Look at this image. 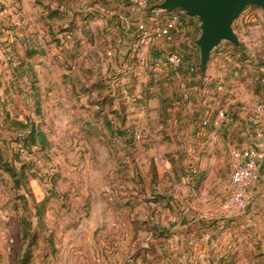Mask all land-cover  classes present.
Returning a JSON list of instances; mask_svg holds the SVG:
<instances>
[{
    "label": "rangeland",
    "instance_id": "rangeland-1",
    "mask_svg": "<svg viewBox=\"0 0 264 264\" xmlns=\"http://www.w3.org/2000/svg\"><path fill=\"white\" fill-rule=\"evenodd\" d=\"M89 15L80 18L90 19ZM247 15L264 17V9L249 5L239 18L244 21ZM94 20L87 22L93 26L92 34L85 39L84 23L75 20L78 38L73 39L61 31L63 22L49 27L37 17L40 24L24 35L29 47L42 52L30 60V66L19 70V60L15 70L10 66L11 52L7 50L11 46L24 58L26 46L16 40L11 45L0 40V153L18 170L25 163L17 176L18 183L0 162V264H19L25 251H30L29 264H67L65 261L71 262L74 255L89 258L95 247L102 253L95 246L99 240H126V227L121 223L126 218L132 222L134 240L140 245L146 241L142 249L151 243L156 246L158 257L153 260L155 253H147L152 257L146 256V264H175L172 255L177 251L174 244L178 238L168 231L173 222L169 210L179 198L169 196L173 187L168 170L172 159H180L183 165L181 153L185 149L184 137L175 131L207 115L204 97H212L210 103L215 105L223 91L229 95L228 89L236 80L234 72L248 69V46L242 39L250 32L247 27L241 32L239 48L229 41L222 42L219 49L232 46L234 52L226 58V64L221 61L218 75L208 78L206 74L203 79L198 63L193 70L187 68V48L198 47L197 41L182 40L180 52L185 62L172 73L164 60L174 42L160 38L138 46L133 35L132 42L118 47L108 32L117 24ZM1 28L7 29V25ZM62 45L68 46L58 54L56 49ZM110 46L114 49L111 56L107 54ZM141 51L145 52L144 60L139 57ZM124 57L129 63L127 71L120 67L124 60H119ZM241 57V66H235ZM56 59L66 60L67 65L58 68L56 62H51ZM115 61L119 70L110 66ZM60 78L65 86L57 83ZM72 95L78 97L77 103L62 98ZM37 100L40 112L36 111ZM211 108L210 112L218 111ZM6 112L11 118L34 121L45 132L48 145L23 150L16 141L18 133L7 129L10 118H6ZM199 126H206L203 118ZM157 195L163 198L156 201ZM42 203L43 226L35 217ZM122 204L136 209L126 214L120 209ZM114 207L116 212H112ZM23 219L32 221L25 242ZM207 219L209 237L199 241L207 250L201 264H264L261 231L252 234L255 237L250 241L246 239L249 233L242 230V240L237 237V242L230 240L229 244L223 229H218L222 217L210 211Z\"/></svg>",
    "mask_w": 264,
    "mask_h": 264
},
{
    "label": "crops",
    "instance_id": "crops-1",
    "mask_svg": "<svg viewBox=\"0 0 264 264\" xmlns=\"http://www.w3.org/2000/svg\"><path fill=\"white\" fill-rule=\"evenodd\" d=\"M31 1H0V40H7L8 45L16 40L19 44L23 42L26 46L25 49L28 48V40L25 39V35H28L30 30L40 24L37 23L39 21L36 22L37 17H42L40 22L49 23V27L50 25L56 27L53 25L54 22H59V25L63 22L64 27L68 26V22L73 21L76 23L75 20L80 23L83 22L85 32L82 38L85 39L86 35L90 36L92 34L90 26H93L91 21L89 25L87 22L95 19L97 22L104 23L106 21L111 23V26H114V23L117 24L114 29L107 28L108 32L113 34L111 38L120 47L132 42L136 29L135 21L143 18L142 13L132 9V0H70L71 2L69 0H39L40 3L36 5L32 4ZM41 3H43V6H41ZM55 8L63 11L66 15L65 18L59 15L60 12L55 13L53 11ZM121 12L130 16L120 19L118 15ZM80 15H89L88 17L91 18L82 20ZM233 24L240 39L241 32L247 31L246 27L250 32L242 39L248 46L246 49L248 55L245 60V67H248V69L243 73L241 71L234 72L233 79L236 80H233L235 82L228 89L230 93L225 96L227 93L223 91L219 104L212 105L210 102L213 98L204 97L203 101L207 105V115L198 116L197 120L193 121L197 124L192 123L190 126L183 128L184 130L177 127V131H175L185 139V149L181 153L184 155L182 161L184 173L176 174L172 170L171 163H169L171 169L168 170V178L173 187L169 196L175 200L179 198L177 205L172 202V210H169L170 213L172 212L171 219L173 222L171 223L172 228L168 231H173L175 237L178 238L177 243L174 244V250L177 251H174L172 255L175 264H201L200 261L204 260L207 250H205L206 248L203 249L199 241L202 242L207 236L209 237L210 228H207L206 221L210 211H214L215 215L222 217L218 229H223V234L226 239L228 238L229 244L230 240L237 242V237L238 240H242L243 237L240 234L242 230L249 233L250 237L247 238L246 235L245 237L250 241V238L255 237L252 234H255L258 230L264 235V17H257L252 22L246 19L243 21V18H239ZM6 25L7 29L1 28ZM44 27L46 28V26ZM65 32L73 39L78 38L77 25L74 27V32ZM199 33L200 19L195 16L185 23L179 41L174 43L182 48V40H188V43L195 42ZM67 46H59L56 49L58 54L63 53L62 50L66 49ZM35 48L37 49V47ZM197 50L198 47L187 48L189 55L187 68L192 70L195 68L196 63L199 64L200 57ZM7 51L11 52V55H8L12 59L16 58L19 52L18 50L17 52L16 50L12 51L11 46L8 47ZM120 51L123 52L121 48ZM216 51L217 49L212 52L208 64V78L209 76L218 75L220 72L218 67L221 61L224 60L222 62L226 64L225 60L228 58L219 56ZM239 51L238 56L242 54L241 50ZM41 52L42 50L38 49V53L34 57ZM12 55L14 57H11ZM12 59L10 60V66L15 70L18 58L14 59L13 62ZM119 61H123L120 66L122 67L121 70L127 71L129 63L125 61V57ZM51 62H56L58 68L67 65L66 60L56 59V61ZM241 63L242 57L241 60L235 63V66H241ZM110 64L112 69H120L116 65V61ZM168 69V72H174L173 66L170 65ZM57 83L65 86L62 78L57 79ZM62 98L66 102L73 101L77 103L79 101L78 97L73 95L68 98L62 96ZM221 101L222 106H220ZM211 107H213V110L217 108L218 111L210 112ZM221 112L224 113L223 116L220 115ZM201 118L207 119L205 127L199 126ZM249 147L255 148L259 154L260 177L247 190L246 207L237 212H229L225 209L224 202L231 189L232 151L236 148ZM198 179L201 183L199 189L195 187ZM223 182H228V184L224 185ZM116 209L112 212H116ZM120 209L128 214L133 212L136 207L131 208L121 205ZM121 223L127 231L125 241H121V237H118L119 241L107 240L105 242V240H99L95 246L99 247L102 253H99L95 247V249H92L93 254L89 258L74 255L71 262L68 260L65 262L67 264H82V262L84 264H146L145 258L135 253L139 246L147 245L146 241L140 245L134 240L135 232L129 218L122 220ZM180 236L182 239H180ZM181 242H184L183 245H181Z\"/></svg>",
    "mask_w": 264,
    "mask_h": 264
},
{
    "label": "built area",
    "instance_id": "built-area-1",
    "mask_svg": "<svg viewBox=\"0 0 264 264\" xmlns=\"http://www.w3.org/2000/svg\"><path fill=\"white\" fill-rule=\"evenodd\" d=\"M161 1L132 0V9L139 11L143 15V18L135 21V39L138 46L147 44L150 40L160 38L166 39L169 43L175 42L182 34L185 23L195 17L180 9L179 11L177 9L172 11L151 9L155 3L157 4ZM129 16L123 12L118 15L120 19L128 18ZM159 17H163V22ZM245 19L254 21L255 17L247 15ZM230 47L232 46L222 49L217 48L216 52L219 56L229 57L233 51ZM113 52L114 49L110 46L107 54L111 56ZM139 57L140 59L142 58L141 60H144L145 52L141 51ZM164 61L168 62L174 69L181 68L185 61L180 52V47L176 44L173 47L171 46ZM220 115L223 116L224 113L221 112ZM204 123H207V119H204ZM258 160L259 154L253 147L236 148L232 151L233 172L231 176V189L224 202V207L227 211L237 212L246 207L247 190L260 177Z\"/></svg>",
    "mask_w": 264,
    "mask_h": 264
},
{
    "label": "water",
    "instance_id": "water-1",
    "mask_svg": "<svg viewBox=\"0 0 264 264\" xmlns=\"http://www.w3.org/2000/svg\"><path fill=\"white\" fill-rule=\"evenodd\" d=\"M249 5L264 9V0H163L151 9H180L200 19L197 45L200 75L204 79L214 49L224 41L242 44L233 23Z\"/></svg>",
    "mask_w": 264,
    "mask_h": 264
},
{
    "label": "trees",
    "instance_id": "trees-1",
    "mask_svg": "<svg viewBox=\"0 0 264 264\" xmlns=\"http://www.w3.org/2000/svg\"><path fill=\"white\" fill-rule=\"evenodd\" d=\"M258 8H261L258 6ZM55 13H59L61 10L59 9H54L53 10ZM57 11V12H56ZM177 11H179V9H177ZM62 12V11H61ZM63 15V13H61ZM70 26L68 27H61V31H69L72 32L71 28L74 29L75 27V23L74 22H70ZM72 26V27H71ZM237 48H239L240 46L236 45ZM38 53V49H36L35 47H28L25 49V56L26 57H20L19 54L17 55L16 58H18L19 60V65H18V69L19 70L21 67L23 68L24 66H30L29 65V60L31 58H33L36 54ZM161 102H164V99H161ZM37 103V112H40V102L39 100L36 101ZM164 106V104H163ZM6 118L9 119V123L7 125V129H9L12 132L18 133L17 135V143L20 144V147L23 150H27L29 149L30 151L33 150V148H44L48 145V139L47 136L45 134V132L39 128V125L35 124L34 121H32L31 119H29L28 117L25 120H21L18 118H11L9 117V113L6 112ZM110 126L112 127V125L110 124ZM0 162L3 166V168L12 176L15 178L16 182L19 183V180L17 178L18 174L23 172V168L25 166V163L22 162V167L18 170L17 167H15L11 162L9 161H5L0 153ZM181 161L180 159H172V170L176 173V174H183V170H182V166H181ZM154 178H156V180H158L157 178V174L154 176ZM200 179V178H199ZM196 182L195 187L197 189H199L200 187V181ZM163 198V196L161 195H157L156 201H159V199ZM128 204V203H127ZM124 205V204H122ZM42 207H44L43 203L41 205L38 206V209L36 211L35 217L40 219V224L41 226H43V223L41 222L42 218H43V211H42ZM131 208H134V206H130ZM31 220H29V222L26 219L22 220V240L25 242V240H27V238L30 236V231L31 229ZM142 222L139 221V226H141ZM139 230V229H138ZM149 247H145L142 249V247H139L136 255H142L144 258H146V256H151L150 254L147 253H155L153 256V260L154 258H157V252H156V246L154 247V244H150L148 245ZM30 262V251H25L24 254L22 256L19 257V264H29Z\"/></svg>",
    "mask_w": 264,
    "mask_h": 264
}]
</instances>
